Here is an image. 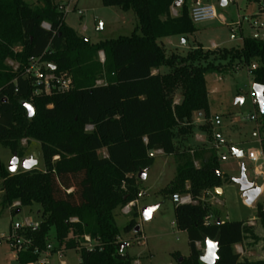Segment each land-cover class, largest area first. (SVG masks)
<instances>
[{"label":"trees","instance_id":"obj_1","mask_svg":"<svg viewBox=\"0 0 264 264\" xmlns=\"http://www.w3.org/2000/svg\"><path fill=\"white\" fill-rule=\"evenodd\" d=\"M178 1L102 0L105 7L133 12L138 28L131 36L94 44L65 23L66 15L55 0L36 4L0 0V146L23 158L22 141H37L44 162V171L11 174L0 159L1 204L14 213L33 205L42 208L39 230L25 233L41 250L54 229L60 247L79 249L80 264H133L124 253L126 248L120 252L115 212L138 200V176L152 168L153 150L178 162L175 179L161 192L173 199L178 195L199 201L175 206V225L187 233L190 247V256L182 264H202L205 238L217 236L215 264H264L243 260L235 250L247 239H257L253 226L218 224V217L206 225L209 207L200 198L228 181L216 152L183 151L175 145L176 139L190 133L194 113L205 112L209 118L207 71L223 74L256 65L252 84L264 87V39L244 38L240 49L205 50L199 45L186 57L168 55L160 43L163 39L187 40L197 31L189 0H182L179 13L173 15ZM249 2L262 4L264 13V0ZM44 23L51 29H45ZM36 58L53 73L70 75L73 88L64 94L34 96L35 86L25 72ZM161 67L170 71L162 74ZM25 103L33 106V118L28 117ZM257 112L264 122V112L260 108ZM260 146L264 156V136ZM15 202H20V208L13 210ZM131 215L125 233L137 227L136 206ZM257 217L264 229L261 204ZM87 237L98 242L92 250L84 246ZM36 260L29 252L17 259L18 264Z\"/></svg>","mask_w":264,"mask_h":264},{"label":"rangeland","instance_id":"obj_2","mask_svg":"<svg viewBox=\"0 0 264 264\" xmlns=\"http://www.w3.org/2000/svg\"><path fill=\"white\" fill-rule=\"evenodd\" d=\"M25 1L36 4L38 0ZM223 1L227 2L226 6L222 5ZM229 1L210 0L211 5L216 9L218 20L198 24L197 31L189 35L187 40L181 36L173 37L172 46L169 40L163 39L160 43L166 48L167 54L186 57L199 45L205 50L240 49L244 38L263 39L262 4L250 3L249 0ZM55 2L59 8L62 6L66 8L65 23L94 44L131 36L136 31L135 26H138L133 12H124L118 7H105L102 0H55ZM79 10L84 14L79 15ZM122 16L127 22L121 20ZM131 18L135 22L134 26ZM101 24H104L102 30V27H99ZM214 44L217 46L214 47ZM99 59L104 62L103 53L99 54ZM10 64L15 66L14 63ZM169 71L168 67L160 68L162 74ZM205 80L208 89L209 118L205 112L194 113L190 133L176 139L175 145L183 151L204 149L216 152L220 171L228 181L223 183V195L220 196L212 190L209 191V195L201 196V203L209 207L207 222L214 223L218 216L223 222H245L253 226L257 239H247L243 244L235 246V250L241 254L243 260L262 263L264 262V229L257 217V206L258 204L264 206V182L262 177L254 175L255 165L249 160L248 153L251 150L262 153L259 141L264 136V122L252 104V77L248 68H239L223 74L207 71ZM178 97L177 93L175 100ZM239 99L242 101L238 102ZM255 114L258 120L250 121V117ZM216 117L220 118V126L215 124ZM22 145L25 146V153L23 158H19L33 157L38 162L33 170L44 171L40 143L34 140L28 143L23 140ZM233 150L242 152L243 156L236 157ZM223 156L226 157V161H222ZM13 157L14 154L9 149L0 146V159L7 171ZM154 157V164L148 171L146 179L139 182V192L143 197L135 203L139 212L136 221L140 233L134 231L125 233L124 228L132 219V211L129 215H125L122 210H117L115 224L121 231L119 242L129 244L124 253L133 259V264H182L190 256L188 236L186 232L179 231L175 225V200L161 192L175 179L178 162L174 157L164 154H154ZM195 165L199 167V162ZM242 167L246 169L249 181L256 182L257 186L262 188L261 195L251 206L245 203L239 186L233 182V179L240 177ZM23 171L19 165L15 174ZM154 205L160 207L149 221H145L141 214L142 209ZM41 212L42 208L39 205H33L20 209L19 213H14L10 208L2 206L0 192V234H7L12 225L24 224L26 220L41 224ZM97 244V241H93L91 246ZM47 247L51 248L55 264L59 261H65L66 264H80L79 249L66 250L65 247H60L54 229L47 236L45 248ZM204 250L205 248L203 252ZM175 254L178 255L174 256ZM9 257L11 253L8 248L6 246L1 248L0 264H18L17 260ZM180 258L183 259L181 263Z\"/></svg>","mask_w":264,"mask_h":264},{"label":"built area","instance_id":"obj_3","mask_svg":"<svg viewBox=\"0 0 264 264\" xmlns=\"http://www.w3.org/2000/svg\"><path fill=\"white\" fill-rule=\"evenodd\" d=\"M60 11L67 14L66 8L63 6L59 8ZM79 15H83L84 12L79 10ZM190 18L193 24L198 25L203 22H209L218 19V15L216 9L211 4H197L191 8ZM43 27L47 30H50L51 27L47 23L43 24ZM15 69L18 68L17 65L14 66ZM256 69V65H252L249 69V75L251 76V71ZM25 76L30 78L35 86V90L33 95H48L52 96L55 94H64L69 92L73 88V80L70 75H57L51 71V68L44 62L41 61V58L31 59L28 67L26 68ZM252 104L258 109L259 102L255 92L252 90ZM258 118L255 116L250 117V121L256 122ZM215 124L217 126L221 125L220 118H215ZM92 127H88L87 130H91ZM262 151V150H261ZM249 160L255 165L254 173L257 176L262 177V171L264 170V156L263 153H258L255 150H251L248 153ZM222 161H226V157H222ZM217 192V189L215 190ZM209 193V192H207ZM205 193V195L207 194ZM221 196V193H218ZM143 194L139 193L138 199L142 198ZM201 200V199H200ZM181 202L198 204L199 201H194L190 196L181 198ZM136 201L129 203L126 207L122 209V212L125 215H129L134 206H136ZM14 209L20 208V202H15L12 207ZM210 223L207 222L206 225ZM40 228V223H35L32 220H26L24 224H14L10 227V230L7 234H0V250L3 247H7L9 252L11 253L10 259H18L19 254L24 252H29L33 255L37 256V260L35 262H31L28 264H55L52 255L51 248L47 247L43 250L36 247L34 245L33 239H30L25 235L26 232H36ZM120 241V240H119ZM87 248L92 250L96 246H91L93 241L90 238H86ZM58 264H66L65 261H59Z\"/></svg>","mask_w":264,"mask_h":264},{"label":"water","instance_id":"obj_4","mask_svg":"<svg viewBox=\"0 0 264 264\" xmlns=\"http://www.w3.org/2000/svg\"><path fill=\"white\" fill-rule=\"evenodd\" d=\"M182 0H179L175 5L174 8H177L181 5ZM223 6L226 5V1H223ZM101 28V26H99ZM252 90L255 92L258 102H259V108L260 112L263 114L264 112V87L258 84H253ZM242 101V100H238ZM25 109L27 110L28 117L33 118L35 111L31 104L25 103L24 104ZM233 153L236 157H242V152H239L237 150H233ZM155 152L153 150L150 151V156H154ZM38 162L34 160L33 157L30 158H24L20 159L17 154H14V157L10 161V166L8 168L9 172L12 174H15L18 170L19 165L23 168L24 171H31L37 166ZM149 169L143 170L140 172L138 179L140 181H143L146 179V175L148 173ZM219 174V173H218ZM233 182L237 184L240 188V191L242 193V197L245 199V203L248 206L253 205L256 200L259 198V196L262 193V188L257 186L255 182L249 181L247 175H246V169L242 167L240 177L233 179ZM175 200V206H179L183 204L181 202V199L178 195L174 197ZM160 207V205H154V206H148L142 209L141 214L145 221H149L153 215V213ZM20 210L17 211L19 213ZM221 222L218 221V224ZM140 231V228L137 226L135 228V233H138ZM209 242L214 245V247H209ZM128 244L121 243L120 245V252H122ZM218 249H219V236L216 237L215 240H210L208 238H205V250L200 254V262L202 264H215L217 258H218ZM183 261L182 258L179 259V262L181 263Z\"/></svg>","mask_w":264,"mask_h":264},{"label":"crops","instance_id":"obj_5","mask_svg":"<svg viewBox=\"0 0 264 264\" xmlns=\"http://www.w3.org/2000/svg\"><path fill=\"white\" fill-rule=\"evenodd\" d=\"M232 0H230L229 2H231ZM235 0H233L232 2H234ZM236 2V1H235ZM182 4V3H181ZM197 4H212L211 2H210V0H189V10L192 8V7H194L195 5H197ZM226 5H227V2H226ZM225 5V6H226ZM179 11H180V6L179 7H177V8H173L172 9V13H173V15L174 16H176L178 13H179ZM125 19L126 18H124V16H122V21L123 22H127V21H125ZM137 19V18H136ZM132 22L134 21L132 18L130 19ZM218 20V19H217ZM221 22H223V19H221ZM134 24H135V22H133V26H134ZM137 26V25H136ZM135 26V30L138 28V26L136 27ZM101 30L104 28V24H101ZM195 27L197 28V25H195ZM173 37H171V38H166L167 40H169V42H170V44H172V46L174 45V43L173 42H171V39H172ZM263 39H264V37H263ZM217 45L216 44H214V47H216ZM160 71V70H159ZM158 71H155V73H157ZM178 98L175 100V103L176 104H178L179 102H180V99H181V97H180V95L178 94ZM259 144H260V141H259ZM261 147V146H260ZM159 155V154H161V155H163V152L162 151H157V152H155V155ZM262 180H263V182H264V170L262 171ZM254 175L255 176H257L255 173H254ZM254 182V181H253ZM256 183V182H255ZM257 185V184H256ZM221 191V192H220ZM217 194L218 193H221V195H223V189H222V187L221 188H219V189H217V192H216ZM210 194V192L209 193H207L206 195H209ZM205 194H204V196H206ZM218 201V200H217ZM216 201V202H217ZM218 217V216H217ZM220 222H223L222 220H220Z\"/></svg>","mask_w":264,"mask_h":264},{"label":"snow or ice","instance_id":"obj_6","mask_svg":"<svg viewBox=\"0 0 264 264\" xmlns=\"http://www.w3.org/2000/svg\"><path fill=\"white\" fill-rule=\"evenodd\" d=\"M209 247H214V245H212V244L209 242Z\"/></svg>","mask_w":264,"mask_h":264}]
</instances>
